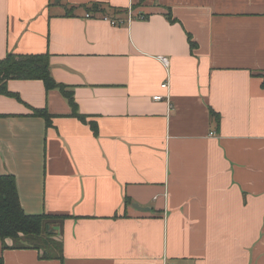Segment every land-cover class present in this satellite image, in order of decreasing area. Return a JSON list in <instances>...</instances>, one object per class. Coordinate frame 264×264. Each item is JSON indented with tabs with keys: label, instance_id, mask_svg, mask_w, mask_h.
<instances>
[{
	"label": "crops",
	"instance_id": "0c3cea01",
	"mask_svg": "<svg viewBox=\"0 0 264 264\" xmlns=\"http://www.w3.org/2000/svg\"><path fill=\"white\" fill-rule=\"evenodd\" d=\"M9 54H48L84 121L39 80L0 95V175L62 256L3 264H264V0H0Z\"/></svg>",
	"mask_w": 264,
	"mask_h": 264
},
{
	"label": "trees",
	"instance_id": "16d2710c",
	"mask_svg": "<svg viewBox=\"0 0 264 264\" xmlns=\"http://www.w3.org/2000/svg\"><path fill=\"white\" fill-rule=\"evenodd\" d=\"M11 80H39L47 91L59 89L70 104L71 116L84 121V117L77 113L70 93L52 80L48 54L18 56L9 54L0 59V95L12 96L7 91V83ZM261 87L264 89V77ZM33 115L43 117L46 124H49V117L45 111L33 110ZM54 218L45 214H25L20 206L14 177L0 175V241L3 250H43L41 259L62 260V256L57 255L61 246L59 245L58 248L55 244L57 240L53 238L52 220ZM0 264H3L2 257H0Z\"/></svg>",
	"mask_w": 264,
	"mask_h": 264
},
{
	"label": "built area",
	"instance_id": "2783aa9c",
	"mask_svg": "<svg viewBox=\"0 0 264 264\" xmlns=\"http://www.w3.org/2000/svg\"><path fill=\"white\" fill-rule=\"evenodd\" d=\"M86 17H88V15H86ZM103 19L104 20H107L106 17H104ZM111 24H115V22L112 21ZM159 60L161 61V63L163 65L167 66V60H166V58H159ZM162 88L168 90V84L167 83L162 84ZM164 99H166L167 102H168L169 101V94H167L166 96H159V95H157V96H154L153 97V100H155V101H161V100H164ZM165 264H174V263H165Z\"/></svg>",
	"mask_w": 264,
	"mask_h": 264
},
{
	"label": "rangeland",
	"instance_id": "374dc122",
	"mask_svg": "<svg viewBox=\"0 0 264 264\" xmlns=\"http://www.w3.org/2000/svg\"><path fill=\"white\" fill-rule=\"evenodd\" d=\"M55 244H56V246L59 248V243L58 242H55ZM42 252H43V250H42ZM56 254V253H55Z\"/></svg>",
	"mask_w": 264,
	"mask_h": 264
},
{
	"label": "water",
	"instance_id": "95a60500",
	"mask_svg": "<svg viewBox=\"0 0 264 264\" xmlns=\"http://www.w3.org/2000/svg\"><path fill=\"white\" fill-rule=\"evenodd\" d=\"M135 207H137V208H138V206H136V205H135Z\"/></svg>",
	"mask_w": 264,
	"mask_h": 264
}]
</instances>
